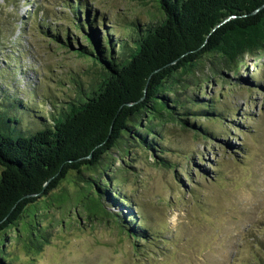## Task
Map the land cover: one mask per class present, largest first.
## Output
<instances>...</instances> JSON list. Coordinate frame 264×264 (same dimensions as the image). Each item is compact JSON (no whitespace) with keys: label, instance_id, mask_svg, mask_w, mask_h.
I'll use <instances>...</instances> for the list:
<instances>
[{"label":"rangeland","instance_id":"rangeland-1","mask_svg":"<svg viewBox=\"0 0 264 264\" xmlns=\"http://www.w3.org/2000/svg\"><path fill=\"white\" fill-rule=\"evenodd\" d=\"M68 1L0 0V114L13 135L16 120L35 128L101 80L90 57L48 37L67 26ZM80 1L113 41L164 17L155 0ZM175 91L190 126H157L156 153L122 139L71 171L1 235L8 264H264V54L232 67L206 57ZM138 226L147 239L130 236Z\"/></svg>","mask_w":264,"mask_h":264},{"label":"trees","instance_id":"trees-1","mask_svg":"<svg viewBox=\"0 0 264 264\" xmlns=\"http://www.w3.org/2000/svg\"><path fill=\"white\" fill-rule=\"evenodd\" d=\"M155 1L163 19L146 28L133 24L129 39L115 41L109 33L99 37L104 18L90 17L87 2L63 4L72 13L64 17L68 24L48 37L79 57H90L102 71L101 80L90 90L80 89L76 101L54 107L50 118L35 119V128L16 120L15 135L4 128L0 114V237L71 171L81 174L83 166L99 165L122 139L156 153L151 136H158L157 126L164 129L177 118L188 126L181 116L195 114L175 86L192 76L203 59H220L232 67L248 55L264 54V0ZM79 36L86 48H75ZM204 109L215 106L207 103ZM128 232L133 239H147L140 226ZM6 257L0 249V264H8Z\"/></svg>","mask_w":264,"mask_h":264}]
</instances>
